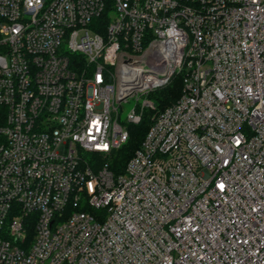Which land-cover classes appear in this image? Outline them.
<instances>
[{
  "label": "built area",
  "instance_id": "1",
  "mask_svg": "<svg viewBox=\"0 0 264 264\" xmlns=\"http://www.w3.org/2000/svg\"><path fill=\"white\" fill-rule=\"evenodd\" d=\"M0 264H264V0H0Z\"/></svg>",
  "mask_w": 264,
  "mask_h": 264
},
{
  "label": "trees",
  "instance_id": "2",
  "mask_svg": "<svg viewBox=\"0 0 264 264\" xmlns=\"http://www.w3.org/2000/svg\"><path fill=\"white\" fill-rule=\"evenodd\" d=\"M184 5H194L197 0H181ZM183 74H175L171 81L163 88L152 92L149 99L155 104V110H147L138 125L129 127L130 139L113 157L111 169L116 174H122L124 168L133 156L135 151L140 148L143 139L145 138L149 128L154 122L156 114L162 112L170 105L177 102L182 94Z\"/></svg>",
  "mask_w": 264,
  "mask_h": 264
},
{
  "label": "rangeland",
  "instance_id": "3",
  "mask_svg": "<svg viewBox=\"0 0 264 264\" xmlns=\"http://www.w3.org/2000/svg\"><path fill=\"white\" fill-rule=\"evenodd\" d=\"M142 105V99L137 101V99H130L128 102H124L118 106L120 123H126L128 120L129 113L135 108Z\"/></svg>",
  "mask_w": 264,
  "mask_h": 264
},
{
  "label": "water",
  "instance_id": "4",
  "mask_svg": "<svg viewBox=\"0 0 264 264\" xmlns=\"http://www.w3.org/2000/svg\"><path fill=\"white\" fill-rule=\"evenodd\" d=\"M129 94H130V93H129ZM129 94H125V95H122L121 97H119L118 102H121V101H123L124 99H126V98L129 96Z\"/></svg>",
  "mask_w": 264,
  "mask_h": 264
}]
</instances>
